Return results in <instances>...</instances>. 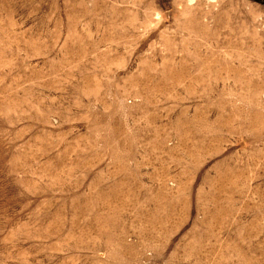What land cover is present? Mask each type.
Returning <instances> with one entry per match:
<instances>
[{
  "label": "rangeland",
  "instance_id": "1",
  "mask_svg": "<svg viewBox=\"0 0 264 264\" xmlns=\"http://www.w3.org/2000/svg\"><path fill=\"white\" fill-rule=\"evenodd\" d=\"M263 63L264 0H0V264H264Z\"/></svg>",
  "mask_w": 264,
  "mask_h": 264
},
{
  "label": "bare ground",
  "instance_id": "2",
  "mask_svg": "<svg viewBox=\"0 0 264 264\" xmlns=\"http://www.w3.org/2000/svg\"><path fill=\"white\" fill-rule=\"evenodd\" d=\"M260 63H262V62H260ZM260 63H259V64H260ZM254 64H255V63H254ZM263 64H264V63H263ZM246 65H247V64H246ZM259 66H260V65H258V67H259ZM263 66H264V65H263ZM260 67H261V66H260ZM251 68H252V67H251ZM255 68L257 69V66H254V69H255ZM261 70H262V69H261ZM263 71H264V70H263ZM259 72H260V71H259ZM260 73H261V72H260ZM263 73H264V72H263ZM258 75H259V74H258Z\"/></svg>",
  "mask_w": 264,
  "mask_h": 264
}]
</instances>
